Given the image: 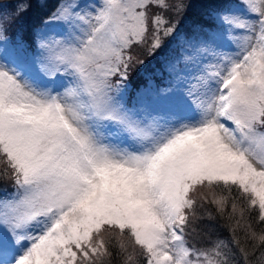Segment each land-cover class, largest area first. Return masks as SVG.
Listing matches in <instances>:
<instances>
[{
  "label": "snow or ice",
  "instance_id": "1",
  "mask_svg": "<svg viewBox=\"0 0 264 264\" xmlns=\"http://www.w3.org/2000/svg\"><path fill=\"white\" fill-rule=\"evenodd\" d=\"M0 264H264V0H0Z\"/></svg>",
  "mask_w": 264,
  "mask_h": 264
},
{
  "label": "trees",
  "instance_id": "2",
  "mask_svg": "<svg viewBox=\"0 0 264 264\" xmlns=\"http://www.w3.org/2000/svg\"><path fill=\"white\" fill-rule=\"evenodd\" d=\"M198 3V0H197ZM203 9L199 8V7H194L192 10V14L190 16V19H199L202 18V13H203ZM18 30L17 25H14L13 27L9 28V34H12L14 32H16ZM222 235H226V233L222 232Z\"/></svg>",
  "mask_w": 264,
  "mask_h": 264
},
{
  "label": "rangeland",
  "instance_id": "3",
  "mask_svg": "<svg viewBox=\"0 0 264 264\" xmlns=\"http://www.w3.org/2000/svg\"><path fill=\"white\" fill-rule=\"evenodd\" d=\"M14 25H12L11 27H13ZM9 35H11V34H9Z\"/></svg>",
  "mask_w": 264,
  "mask_h": 264
}]
</instances>
